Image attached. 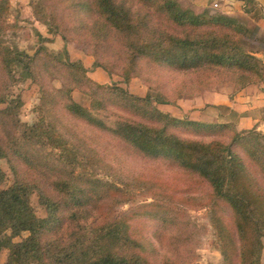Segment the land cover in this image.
Here are the masks:
<instances>
[{"label":"trees","instance_id":"1","mask_svg":"<svg viewBox=\"0 0 264 264\" xmlns=\"http://www.w3.org/2000/svg\"><path fill=\"white\" fill-rule=\"evenodd\" d=\"M54 1L47 6L45 0H38L34 12L40 20L47 21L49 17L58 28L62 25L54 11ZM177 1L59 0L65 3V9L89 14L85 39L89 47L100 49L101 53L93 68L108 70V64H121L125 82L139 75L142 63H148L193 73L183 85L191 88L185 92L189 94L204 83L212 86V75L216 77L215 84L230 85L234 93L264 83V59L257 57L260 50L254 48V34L246 25L221 14H195L182 9ZM8 11V0H0L2 71L10 74L13 67L20 66L23 79L34 80L33 68L45 58L50 64L47 72L62 76L63 86L43 94L38 122L32 126L17 119L18 99L0 93V160H7L16 176L7 189L0 191V252L8 250L4 264H187L179 256L177 260L176 255L156 261L152 248L133 236L134 218L129 212L95 211L94 197L104 201L118 188L101 179L84 177L82 171L75 173L84 164L76 147L70 146L59 133L57 124L47 121L46 113L54 115L45 111L46 106L115 138L147 159L163 158L194 175L211 192L210 223L215 244L223 256L221 264H261L264 145L257 136L252 132L236 133L230 122L204 124L177 120L155 109L153 104H169L175 93L155 91L137 98L112 85H98L86 75L82 65L57 61L43 47L32 56L9 48L1 41L8 27L5 22ZM0 81L4 79L0 77ZM74 89L91 97L88 108L71 98ZM105 95L117 100L123 110L136 113L138 119L111 116L105 109ZM105 117H111L112 121L106 122ZM176 129L219 135L224 131L232 136L228 144L216 140L190 141L177 136ZM235 147L246 148L249 167L236 154ZM2 178L0 170V181ZM31 193L36 194L44 208V218L37 217L30 206ZM119 204L122 203H114ZM218 211L227 213L232 229ZM170 221L179 226L172 243L183 239V243H188L190 238L183 233L185 229L176 219Z\"/></svg>","mask_w":264,"mask_h":264},{"label":"rangeland","instance_id":"2","mask_svg":"<svg viewBox=\"0 0 264 264\" xmlns=\"http://www.w3.org/2000/svg\"><path fill=\"white\" fill-rule=\"evenodd\" d=\"M37 1L8 0L9 11L5 18L8 27L1 36L4 45L30 56L43 47L46 53L56 57L57 61L82 65L87 71L86 75L98 85H112L137 98H145L148 94H155V91L168 95L175 93L169 104L153 105L160 113L169 114L177 120L218 124L225 123L224 121L234 123L237 119V115L230 108L225 106H217V108L216 105L209 104L211 96L207 94L222 90L234 92L230 85L223 86L218 82L215 84L216 77L213 75L212 86H206L204 83L202 84L204 87L202 86L194 94H189L185 92L191 88H185L183 85L190 76L192 77L193 73L190 72H179L142 63L139 67V75L125 82L120 72L121 64L116 66L108 64V70L94 69L93 65L98 60L97 57L101 59V53L100 49L89 47L85 39L84 29L88 30L85 27L89 25H87L89 14L83 10L77 13L74 12L75 10L65 9L63 8L65 3H60L59 0H45L47 6L55 2L54 11L62 25L57 28L49 17L47 21L37 18L34 12ZM252 33L254 34L253 39L256 40L254 48L260 50L262 40L257 37L255 31ZM112 57L116 56L112 55ZM49 68L50 64L46 63L45 58L38 61L33 68L34 80L32 78L23 79L20 66L13 67L10 74L3 72L0 68V77L4 79L0 81V93H7L9 99H18L17 119L25 125L32 126L38 122L41 98L45 92L51 89L57 91L62 89V76L49 75L47 72ZM64 78L65 81L69 80L67 76ZM70 96L82 107L90 106L91 97L87 92L74 89ZM105 97L107 101L105 109L111 116L134 121L138 119L139 116L133 111L123 110L117 100L108 95ZM44 109L54 115L53 117L46 113L47 121L57 124L59 133L69 142L70 146L77 149L79 159L84 165L77 167L75 173L79 174L82 171L84 177L101 179L118 188V191L113 190L104 201L100 202L97 196L94 197L97 213L129 212L134 218L131 222L133 236L140 237L152 248L156 261L173 258L176 255V259L179 256L178 259L185 260L187 264L222 263L223 256L215 244L214 230L210 223L211 212L208 204L212 199L211 192L194 175L168 164L163 158L147 159L115 138L74 121L59 110H48L49 106ZM245 113L249 114L248 111ZM202 115L208 116L209 120L207 117L204 121L198 120ZM216 115H219V119L223 117L225 119L215 121ZM53 119L60 122L56 123ZM105 120L110 122L112 118L105 117ZM232 129L236 133L252 132L253 136H257L258 142L264 145V124L255 125L247 121L243 127L238 128L234 125ZM174 133L181 139L190 141L216 140L226 144L230 142L232 136V133L224 131L219 135L196 134L184 129L183 131L176 129ZM234 149L249 167L251 164L248 163L246 148L235 147ZM20 169L26 171L25 167ZM251 169L253 170V167ZM0 170L3 174L0 181V191H2L12 184L16 176L7 160H0ZM115 201H120L122 204L114 205ZM29 203L37 217H45L46 212L35 193L29 195ZM223 206L220 204V208ZM143 212L147 214L142 215ZM217 214L232 229V222L227 213L218 211ZM172 219H176L182 230L185 229L183 233L190 238L188 243H183L184 239L180 243H172L177 227H179L175 221H170ZM16 241L19 240L16 239ZM7 257L8 250H2L0 264H4ZM261 264H264V242Z\"/></svg>","mask_w":264,"mask_h":264},{"label":"crops","instance_id":"3","mask_svg":"<svg viewBox=\"0 0 264 264\" xmlns=\"http://www.w3.org/2000/svg\"><path fill=\"white\" fill-rule=\"evenodd\" d=\"M178 3L182 9L195 14L203 12L221 14L246 24L251 31L257 33V37L261 38V48L257 57L260 60L264 59V0H178ZM213 3H217L218 8L214 9ZM207 95L211 96L209 104L233 110L237 119L234 121L235 124L232 123L238 128L243 127L247 121L255 125L264 124V83L250 85L237 93L222 90ZM247 111L249 114L245 113ZM216 116L215 121L219 119V115ZM206 117L208 119V116ZM206 117L202 115L198 120L204 121ZM221 119L225 118L218 121Z\"/></svg>","mask_w":264,"mask_h":264},{"label":"built area","instance_id":"4","mask_svg":"<svg viewBox=\"0 0 264 264\" xmlns=\"http://www.w3.org/2000/svg\"><path fill=\"white\" fill-rule=\"evenodd\" d=\"M212 6H213L214 9L218 8V4L217 3H213Z\"/></svg>","mask_w":264,"mask_h":264}]
</instances>
